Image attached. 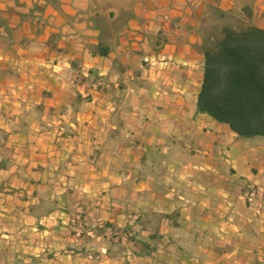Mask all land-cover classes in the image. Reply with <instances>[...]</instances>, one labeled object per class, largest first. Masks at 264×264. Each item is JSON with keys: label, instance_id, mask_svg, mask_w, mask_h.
<instances>
[{"label": "crops", "instance_id": "obj_1", "mask_svg": "<svg viewBox=\"0 0 264 264\" xmlns=\"http://www.w3.org/2000/svg\"><path fill=\"white\" fill-rule=\"evenodd\" d=\"M245 5L0 0V264H264V135L197 111L206 11ZM78 204L131 240L73 243Z\"/></svg>", "mask_w": 264, "mask_h": 264}, {"label": "trees", "instance_id": "obj_2", "mask_svg": "<svg viewBox=\"0 0 264 264\" xmlns=\"http://www.w3.org/2000/svg\"><path fill=\"white\" fill-rule=\"evenodd\" d=\"M211 9L221 21L200 27L204 70L197 111L227 124L239 137L263 136L264 29L251 21L248 5L235 24L223 21L225 11Z\"/></svg>", "mask_w": 264, "mask_h": 264}, {"label": "built area", "instance_id": "obj_3", "mask_svg": "<svg viewBox=\"0 0 264 264\" xmlns=\"http://www.w3.org/2000/svg\"><path fill=\"white\" fill-rule=\"evenodd\" d=\"M142 62L147 66H154L158 63L162 64V67H166L169 64L168 59H157L151 55H146L143 57ZM88 95L85 94V97ZM244 199L247 206L252 210H258L262 201L264 200L263 189L252 183H248L245 186ZM70 231L71 241L73 243H78L84 235L95 236L96 232L107 231V235L116 238L118 241L127 242L131 240L132 232L127 229H115L106 228L105 221L101 217H96L92 222L85 219L84 209L79 206L74 209L71 213V218L67 223ZM101 254L105 255L107 250L104 248L100 251Z\"/></svg>", "mask_w": 264, "mask_h": 264}, {"label": "rangeland", "instance_id": "obj_4", "mask_svg": "<svg viewBox=\"0 0 264 264\" xmlns=\"http://www.w3.org/2000/svg\"><path fill=\"white\" fill-rule=\"evenodd\" d=\"M240 16V9L238 7L234 8L233 10L229 11V12H226V17L223 19L224 22L226 23H231V24H235L236 23V19L237 17ZM204 21H202L203 25H206V26H210V25H214V24H219L221 20H216L215 19V14L214 12L212 11V9L209 7L206 11V14L203 18ZM2 138H3V133L0 132V143L2 141ZM81 206V204L79 205H76V207H79ZM75 206H73V208L71 209V213L74 211V208ZM71 218V215L68 217V220H67V223L69 222V219ZM66 226L68 227V224H66ZM69 228V227H68Z\"/></svg>", "mask_w": 264, "mask_h": 264}]
</instances>
